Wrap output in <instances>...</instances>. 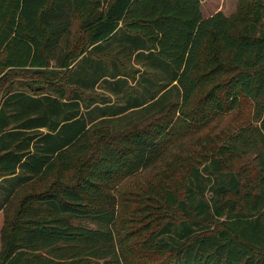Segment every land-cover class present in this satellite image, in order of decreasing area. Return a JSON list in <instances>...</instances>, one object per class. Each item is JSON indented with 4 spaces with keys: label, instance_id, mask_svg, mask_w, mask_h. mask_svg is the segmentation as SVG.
I'll return each instance as SVG.
<instances>
[{
    "label": "trees",
    "instance_id": "obj_1",
    "mask_svg": "<svg viewBox=\"0 0 264 264\" xmlns=\"http://www.w3.org/2000/svg\"><path fill=\"white\" fill-rule=\"evenodd\" d=\"M75 20L79 47L71 40ZM113 44L135 53L152 76L130 102L84 103L79 89L90 88L87 77L70 87L64 71ZM92 66V83L119 76L105 63ZM0 68L34 72L41 81L32 92L0 86V178L14 181L0 210L20 189L23 199L3 229L0 264L124 263L115 187L160 158L161 130L147 120L113 131L97 119L154 100L153 83H174L181 109L196 94L229 110L243 96L256 123L191 167L181 198L162 189L160 205L182 217L155 214L145 244L162 259L148 264H264V0H241L230 16L207 17L199 0H0ZM249 155L251 183L229 161Z\"/></svg>",
    "mask_w": 264,
    "mask_h": 264
},
{
    "label": "rangeland",
    "instance_id": "obj_2",
    "mask_svg": "<svg viewBox=\"0 0 264 264\" xmlns=\"http://www.w3.org/2000/svg\"><path fill=\"white\" fill-rule=\"evenodd\" d=\"M199 1L204 17L217 11L222 12L225 16H230L240 7L241 2V0ZM78 25L79 21L75 20L72 29L73 37H71L73 44L77 47L83 41ZM75 39L79 42L75 43ZM117 48L113 44L109 48H104L102 53L87 51L70 65L68 72L64 71L70 87L81 83L80 80L87 77L84 80L87 82L85 85L90 88L82 91L79 89L84 103L95 101L94 105L97 106L111 105L110 107H115L121 101L130 102L133 97L140 95L142 84L150 80L152 73L137 61L135 53L132 54L124 48L120 51ZM99 62L108 65L106 71L119 74V76H110L92 83L91 68L94 67L92 65L96 66ZM52 64L49 69L56 70L55 72L60 70L53 68ZM39 79L38 75L27 70L14 73L0 68V86L11 85L14 89L22 87L26 91L32 92L41 86ZM152 85L154 87L153 95L156 97L154 100L147 101L142 107L129 109L123 114L108 116L107 119H97L103 121L101 124L108 126L113 131L139 123L146 124L147 120H150V128L161 130L158 136L163 146L160 158L148 168L121 180L115 187L114 194L118 203L115 234L117 243L121 244L118 248L123 254V264H148L150 259L156 258L161 261L162 257L153 255L149 245L145 244L146 239L156 229L155 219L157 217L155 214H159L161 218L169 217L177 220L182 217L176 209L160 205L162 189L168 187L177 197L181 198L190 168L200 167L207 159L216 155L217 147L241 127L256 123L254 104L243 96H240L237 106L229 110L225 108L224 101H218L215 108H211L203 102L202 94H196L191 102L181 109L180 91L174 83L165 89H162L158 83ZM218 92L219 100H221L222 95L225 94L224 89L221 87ZM171 104H175L176 108L168 107L166 112L157 115L164 105L167 107ZM229 161L230 165H233L237 171L244 175L245 181L253 182L252 155L239 159L232 158ZM13 185V178H8L7 181L0 178V200H4L13 190H11ZM22 200V190L20 189L11 201L0 210V255L4 249V232L7 221L8 224L12 221Z\"/></svg>",
    "mask_w": 264,
    "mask_h": 264
},
{
    "label": "crops",
    "instance_id": "obj_3",
    "mask_svg": "<svg viewBox=\"0 0 264 264\" xmlns=\"http://www.w3.org/2000/svg\"><path fill=\"white\" fill-rule=\"evenodd\" d=\"M120 104H122V103H120ZM120 104H119V105H120ZM100 107H101V106H100ZM137 108H139V107H137ZM132 109H135V108H132ZM122 114H123V113H122Z\"/></svg>",
    "mask_w": 264,
    "mask_h": 264
}]
</instances>
